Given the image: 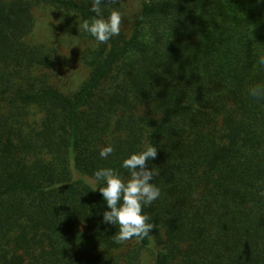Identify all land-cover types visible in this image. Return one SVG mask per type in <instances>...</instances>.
<instances>
[{"label": "trees", "instance_id": "trees-1", "mask_svg": "<svg viewBox=\"0 0 264 264\" xmlns=\"http://www.w3.org/2000/svg\"><path fill=\"white\" fill-rule=\"evenodd\" d=\"M124 1L102 0L104 16ZM41 3L95 16L91 0H0V264H264V99L249 95L264 87V0H139L106 44L79 28L88 74L68 89L32 37ZM148 140L156 227L116 243L94 173L127 179Z\"/></svg>", "mask_w": 264, "mask_h": 264}, {"label": "clouds", "instance_id": "clouds-1", "mask_svg": "<svg viewBox=\"0 0 264 264\" xmlns=\"http://www.w3.org/2000/svg\"><path fill=\"white\" fill-rule=\"evenodd\" d=\"M107 3L115 4L116 0H107ZM102 4V0H91L90 10L95 16L79 24L80 30L94 37L98 44H106L113 36L119 35L122 23V13L117 8H110L105 17ZM259 62L264 65V58ZM249 95L257 100L264 99V87L251 88ZM114 151L109 144L100 150V156L107 159ZM156 157L157 148L148 140L140 151L122 160L121 166L130 173L127 179L111 167H101L94 173L93 183L97 187L92 190L98 188L106 201L107 210L103 213V221L118 226L114 236L116 243H124L133 238L142 241L156 227L151 222V216L144 212L145 207L152 205L161 195L160 188L152 182L159 171L147 167V162ZM260 195L264 196V191Z\"/></svg>", "mask_w": 264, "mask_h": 264}, {"label": "rangeland", "instance_id": "rangeland-1", "mask_svg": "<svg viewBox=\"0 0 264 264\" xmlns=\"http://www.w3.org/2000/svg\"><path fill=\"white\" fill-rule=\"evenodd\" d=\"M139 0H125L122 10L121 28L127 31L137 10ZM35 28L32 37L37 42L53 46L57 51V69L54 82L64 88H75L88 74L80 60L84 46L78 35L77 18L70 12L41 3L34 9ZM141 264H151L149 253L145 252Z\"/></svg>", "mask_w": 264, "mask_h": 264}]
</instances>
